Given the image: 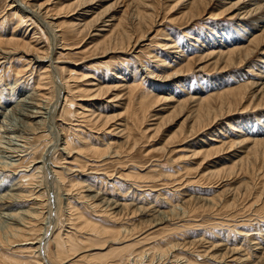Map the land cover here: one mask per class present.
Returning a JSON list of instances; mask_svg holds the SVG:
<instances>
[{
  "label": "rangeland",
  "instance_id": "rangeland-1",
  "mask_svg": "<svg viewBox=\"0 0 264 264\" xmlns=\"http://www.w3.org/2000/svg\"><path fill=\"white\" fill-rule=\"evenodd\" d=\"M12 1L14 2L16 8L20 9L19 12L12 8L7 10L8 7H11L10 4H12L10 0H0V112H5V109L6 111H10L12 107L15 106L17 100L19 101L21 98H25L26 101L32 102L33 104H40L42 108L45 106L46 101L43 103V99H36V97H33V94L35 93L39 95L43 92L40 90V87L37 88L36 84L38 75L42 71L40 67L44 64L46 66L47 64L41 63L37 60L36 56L46 55V52L43 50L47 45L50 47L48 60H52L55 54L54 58L57 59V63L55 65L65 68L66 72L64 74L62 73V76L69 77L70 74L68 71L73 70L74 74L70 77H72L73 80L80 81L69 83V86H72L70 87L71 89L74 88V86H81L82 83V85H85L84 87H87L86 85H89L87 82L92 81L87 79V77L94 74L96 78H99L105 68L111 71V74L121 72L117 75L124 78V82H130L129 78H133L131 82L139 86V94L145 91H150L155 88V86H165V88L168 89V92L166 93H154L158 94L157 99H159V102L156 104L150 103L152 99L142 100L143 103L148 105L147 110L144 113L140 110V98H137L139 94L136 92V95L129 96L127 92L122 89V87H119L120 84H122V82L119 81L122 79H116V74L112 75V79L106 83L108 86L115 89L108 91L104 95L93 96V93H90L89 91L85 92V95H83L79 92V95H82V97L77 98L82 99L76 101V103L81 105V108L77 110L82 111L83 109H89L90 111H96L95 114L101 112L102 116L113 117L112 121L109 123V125L112 126L107 127L108 129L104 131H97V129L87 131L85 128L71 126L76 122H70V117L68 115H66L67 117L63 115L62 126L65 129H67V125L73 127L75 130L78 129V132L73 135L69 132H65L63 137L69 140L71 139L73 143L77 140L78 135L83 137V133L86 132L85 135L91 138L90 140L92 143L96 141L95 146L98 147L99 150H103L104 152H101V154L106 157H96L94 153L90 152H85V154L78 153V157L76 154L73 157L74 159L76 157V161L67 159V162H70V164H63L65 167L68 166L72 168V170L74 169V171L75 169L78 170L80 167L82 168H80V173L73 172L72 174V177L77 175V179L79 180L78 182H75V185L71 188V191L74 193L72 194L71 192V197L75 196L70 199L74 210L70 218L68 217L69 220L65 216V218L62 216L63 221L61 223L63 225L61 224L62 226H60L59 231L63 233L69 231V235L76 240V244H81L82 242L81 247L83 246V250L81 249L80 251L88 250V252L82 255H91L97 252L103 254L109 251L110 248L118 246H108L109 243L107 244V241H111L110 236L100 238L103 241L99 239V242L96 241V244L88 241L92 238V236H90V230L92 227L115 231V237L120 240H123L125 235L124 233L122 234L121 231H123V229L128 230L131 228L136 230H133L131 235H126L127 239L135 237L133 239H135L134 241H137L144 238L143 236L150 234L147 241L138 244L139 247L135 246V252L141 253L142 260L144 259V262L142 261V263L145 264H148L149 260H152V264H169V262L173 260V264H188V262L189 264H202V262L200 263L199 259L196 257L197 250H210L215 245L221 244L222 246L219 247V250H221L218 252V258L216 259L217 262L220 260L222 264H225L224 262L227 263L228 259L226 257H224L225 260L222 259L224 251L226 253V251H229L232 248L239 247L240 249L243 248L244 250H242L245 251L243 253L250 256L251 260L256 262L257 259L252 257L255 253L251 250L250 244L255 242L254 239L258 237V233H263L262 235L264 236V209H260L264 204V158H260L263 152L261 149H258L256 155L259 159H261V161L258 159L259 161L252 163V161H254V158L252 157L254 154L251 152L253 146L250 144L251 142L246 141V138L249 135L238 134L233 132L231 128L234 126H240L244 130L252 129L253 131L254 129L255 131L261 132V127H263L264 124L263 122L257 120V118L264 116V105L253 109L259 101L255 99L252 101L249 95L247 96L246 91L220 96L217 101L212 100L213 104H209V106H214L213 109L216 110L211 113L210 120L217 114L223 115L222 118L219 117V119L206 131L199 133L196 131L197 133H194L196 135L193 136L191 131H193V127L194 129L197 127L194 120L196 119V113H194L195 108H192L194 104L189 101V96L190 94H194L195 90L202 88V84L205 80H208V82L204 85L205 88L203 89V95L207 92H217L214 94L215 97L220 95L224 88H233L241 85V82H237L241 72H244V74L241 75L242 80H246L247 78H249L248 80H253V78H255L254 76L259 72V69L263 72L264 64L260 61L264 57V33H262L264 32L262 31L264 30V22L263 25H252V27L254 26L252 29L253 34H261V43L258 46L253 45L248 47L249 49H254L253 53L247 59L244 57L246 53H242V56L245 59L242 64L225 68L224 66L227 63L226 58L218 57L216 54L212 55L215 49L207 47V49H203L201 52L195 53L200 43H193V40L191 41L186 38L184 34H188L192 38L199 36V41L201 40L200 42H202L204 39H207L208 41L211 37H220L222 33L221 29L223 28L227 29L231 33L234 32L233 30L236 28V25L241 24L239 19L242 18V16L238 15L241 11H237L236 8L233 10L234 5L238 0H206L207 6L205 10L203 9L204 6L201 4V6H199V10L194 9L193 12H191L189 7L186 5L187 2L185 0H145L147 2L145 5L152 7L157 19L154 26H152L150 31L146 34L144 40L139 42L137 46L132 49L133 52H117L115 54L110 53L105 55V45L98 43L100 41L99 38L93 35L100 33L101 30H107V27H104V25H111L114 23V25L117 26L119 20H121L122 26H126L129 21L132 22V17L135 16V9L137 8V5L132 2L133 0H22L30 7H33L34 11L38 9V6L41 7L38 10H50L49 15H54V18H52L54 19L53 21H55L56 24L57 22L59 23L58 27L55 29V31L59 30L56 32V35L59 37H55V41L52 36L53 31H51L47 23L41 19V16L38 17L39 15H37L34 11V13L30 12L32 10H25L21 0ZM202 2L204 3V0ZM145 5L142 4L140 10H143ZM238 6H241V4ZM21 10L24 13H27L31 22H24V25H21L23 23H20L19 19L25 20ZM202 10L204 12H202ZM82 12H85V14L79 17L78 15ZM15 13L18 14L19 18H14L13 15H15ZM97 20H99L97 25L98 27H92L91 29L88 28L81 33H77L83 28H87L88 26L90 27V25ZM102 21L104 23H102ZM26 23H28V25L32 23V25L25 26ZM14 26H16L15 29ZM260 27L262 28L260 29ZM13 29L15 30L14 35L18 39L22 40L21 45L16 47L8 45L5 41L10 36ZM36 29L38 30L36 32L39 33L37 34V37H39L38 39L40 40H38L39 44L36 46L39 54L34 52L33 48L27 51L22 46L23 43H28L29 46L34 45L35 42H30V38ZM115 36H118V34H115ZM173 40L177 41L180 50L184 46L188 45L191 47V44H194L197 48H194L189 55L188 53H184L185 58L187 56L188 58L193 57V59L189 60L186 64L185 60H183L184 62L180 61L179 65V60H175V57H177L176 54L168 53L169 51L167 50L163 51L160 46L164 45V43H171ZM117 41L121 43V36L118 37ZM55 43L57 44V47L55 46ZM247 44V41L242 42V45L244 46ZM94 47H96L95 50ZM11 49H13L14 52H11ZM7 51L12 54L4 55L3 53H8ZM148 53L151 54V58H149ZM154 55L157 57L158 61H154V58H156ZM152 56L154 57L152 58ZM240 56L241 55H237L235 61H238ZM3 58H6V60ZM29 60H31V62H29ZM51 60L49 63H51ZM173 60L178 62V64L173 63ZM163 62H166L168 66L163 67L161 65ZM29 63V70H27ZM118 65L126 68L125 70H128V72H122L120 70L114 71V69H117ZM51 67L52 65L50 66V74H52V77L54 76L52 78L54 89H60L57 86L58 76H55L54 74L56 69ZM33 68L34 72L31 74ZM177 69H190V72H187V74L185 73V76L183 77H176V75L174 78H161L156 77L154 74V72H158L157 75L164 77L165 75L162 74L172 72L179 73ZM16 71H20L21 74L26 71L29 72L24 76L16 78ZM80 77L83 78L80 79ZM220 77L225 78V80H215ZM227 78L230 79L227 81ZM14 81L16 84H14ZM214 84H216V86ZM150 85H152V88H150ZM51 90L52 89L48 92L52 94V92H50ZM254 94H256V91H254ZM241 97L245 98L241 100ZM49 98L48 102L50 101L51 105L49 104L47 110H42L44 114L41 120L45 117V127L51 142L49 143L48 140L49 144L46 146L44 151L41 147L44 141H42L43 143L39 142L38 145H40V149L35 154V157L38 158L43 151L42 166H44L43 170L46 172L45 177L48 176L46 177V183L44 184L47 186L46 194L48 195V224L50 223L46 232L48 237L51 236V229L54 228L56 222L55 213L57 210V203L54 195L56 190L54 187V181H56V179L53 175H47V172H51V169H49L50 167L48 165L45 166L43 162L48 163L50 158L59 149V145L64 140L63 137L60 136L61 131H58L61 129L59 127L57 128L55 124L56 117L61 112L63 106V102L61 104L62 96L60 97V100H57L58 102L55 100L54 103H51V95H49ZM237 102L241 103L240 106H242V109L245 106H248L249 103H251V106H248V109L244 112H237V110H240L241 108L240 106H237ZM18 109L21 108L17 107L14 112H9L10 114L7 118H0V126H2L0 128V136L5 137L0 139V142L4 139L0 144V166L13 163V159L11 158L12 155L7 150V148H15L11 145L12 140L10 137H12V139H14L15 136L27 137L30 139V143L33 141L32 144L34 145V137L39 136L38 134H24L26 129H24L21 115L19 116V114L16 113ZM67 111L69 112V109H67ZM227 113H230V115L227 116ZM144 114L148 116L155 115V117H147L148 119L143 122V124H140ZM261 120H264V118ZM254 122L258 125L254 126ZM110 130H112L111 134ZM3 131H6L7 134ZM173 135H176V137L173 138ZM210 138L218 139L222 142H210L208 140ZM93 139L96 140L93 141ZM134 140H136L135 143H133ZM232 142L236 143L229 147ZM13 143L15 142L13 141ZM207 143H210V146H217L223 151H221V154L217 157H214V155L209 156V160H204L201 164L203 167L201 168L200 166L201 169H199V164L202 162V159L206 154H203L201 157L195 159L194 153L195 151H199L201 148L199 145L205 146ZM222 143L226 144L221 145ZM106 144H111L108 150L105 148ZM179 149H183V151H178ZM112 150L118 152L117 157L112 154ZM83 155L84 157H82ZM92 156H95L96 158ZM246 157L248 160L250 159L247 161L249 164L245 162V164L243 163L244 166L239 165L234 167V172L231 176H227L225 173H219L221 175L217 174V172L212 175L209 173V170L216 171L217 169L224 168L225 166L231 168L233 163ZM86 158H91L93 160H88ZM97 159L100 163L97 162L96 164V161L94 162V160ZM71 162H75V164H71ZM103 163H105L104 166ZM26 165L27 164L24 162L20 164L21 167L19 166V168L16 167L14 169L18 171L23 169ZM94 165L96 168L93 167ZM241 166L244 168H241ZM98 169L99 172H97ZM90 171L93 172L91 173ZM95 171L99 176L95 173ZM128 172H131L132 174L129 175L127 174ZM100 173H102V175ZM202 173L205 175L210 174V176L207 178L204 176L203 179H199ZM118 175L126 181L122 182V184L121 182L119 183L121 185L126 183L127 185L125 184L121 187L120 184H117L119 179H116V177L118 178ZM126 175L131 176V178H125ZM11 180L8 184L11 182L13 183V179ZM73 180L75 179L73 178ZM83 180H85V182H83ZM179 180L180 184L179 182L177 183ZM196 180L198 181L196 182ZM208 182H211L212 185ZM109 183H113V186ZM235 187L237 190L233 189ZM88 188L102 192L108 197L123 195V193L129 192L128 195H130V198L134 195V198H136L139 206L150 210H154L156 207L159 212L167 211L166 213H168L167 216L169 215V220L164 222L162 226L147 231L149 229H147L149 222H146L154 216L148 217L147 214H136V218L134 216L131 219L130 216H124V220L123 218H114L113 220L111 218L109 219L111 216H106V214H109L108 212L105 214L104 212L101 213L100 210L92 209V207L89 208L87 203L84 202V196L82 195L87 194L85 191ZM228 189L230 190L228 191ZM262 190L263 193L261 194ZM190 193L192 194L191 202L185 204L184 202L190 197ZM200 196L213 200H211L212 202L209 207H207L208 205L201 204L202 202L197 200V198H201ZM25 200L22 205H29L30 201L28 200V197ZM233 203L235 204V207ZM244 208L248 210L246 211ZM183 211H187L186 215ZM188 212L189 214H187ZM63 214L65 215V213ZM79 214L82 217L81 226L84 227V229H80L81 231L76 227L78 222L75 220ZM1 217L2 216H0V232L4 235L3 231L5 230L4 227L6 225L4 223L5 219H2ZM42 222L43 217L38 222V227H33L34 230L31 231L33 233L32 239L36 238L37 235H40L43 230L41 229V227H43L41 224ZM59 236L58 238H60ZM198 239H201L200 242ZM195 240L197 241L194 242ZM192 241L194 244L191 243ZM10 244L7 245L5 242V245H0V264H10L9 261H11V259L20 263H31L36 260L35 254L21 252L22 250H20V248L17 246L13 248L11 242ZM198 244L200 245L198 246ZM171 246H174L176 250H169V254L164 256L165 259L163 256L161 257L160 251H167V249H170ZM49 248L51 252L50 262L60 264L58 258L54 256V244L51 243ZM89 249L98 250L89 252ZM186 250H188V252ZM142 252L145 254H142ZM114 255H116V253L111 252L107 253L104 257L106 259L109 258L107 260L108 262L113 260L111 257ZM172 256H175V258L172 259ZM43 257L45 259V254ZM93 258L94 257H89V259H91L89 264H95V262H98V260H94ZM78 262L79 263L77 264H86L85 261ZM217 262L216 264H220Z\"/></svg>",
  "mask_w": 264,
  "mask_h": 264
},
{
  "label": "bare ground",
  "instance_id": "bare-ground-1",
  "mask_svg": "<svg viewBox=\"0 0 264 264\" xmlns=\"http://www.w3.org/2000/svg\"><path fill=\"white\" fill-rule=\"evenodd\" d=\"M185 1L187 2L186 5L189 7L191 12H193L194 9L199 10V6H201V4L204 6V8H203L204 10L206 9V6H207L206 0H204V3L202 2L203 0H185ZM10 2L12 3V4H10L11 7H8L7 10H10L12 8V9L19 12L20 9L16 8V6L14 5V2L12 0H10ZM132 2L137 5V8L134 7V8H136L135 9L136 13H135V16L132 17V19H133L132 22L129 21V23H127L126 26H122L121 20H119L117 26L114 25V23H112L111 25H108V24L104 25V27H107V30H101L100 33H96L95 35H93L95 37H98L99 40L101 41V42L99 41L98 43L105 45L104 55L110 54V53L115 54L117 52L128 53V51H132V49L135 46H137V44L139 42L144 40V38L146 37V34L150 31L151 27L154 26V24L156 23L157 17L155 16L154 11L152 10V7L145 5V3H147L145 0H133ZM21 3H22V5H24L23 7L25 10H29V11L32 10L30 12H32V13L35 12L37 15H39L38 17L41 16V19H43L44 22L47 23L50 30L53 31L52 36H53V39L55 41V37H59L56 35V32H58L59 30L55 31V29L58 27L59 23L57 22V24H56V22L53 21L54 19H52V18H54V15L53 16L49 15L50 10H46V11H43V9L38 10L41 8L40 6H38V9L36 11H34L33 7H30L27 3H24L23 1ZM142 4H144L145 6L144 7L142 6L143 10H140ZM239 4H241V6H238ZM235 8L237 11H241V12H239L238 15L242 16V18L239 19L241 24L236 25V28H234V30H233L234 32L231 33L227 29L223 28V29H221L222 33H221L220 37H217V38L211 37L212 39L210 38L208 41H207V39H204L202 42H200L201 40L199 41V36L192 38L190 35L184 34V36L186 38L190 39L191 41L193 40V43H195V44L200 43L198 48L196 46H194V44L193 45L191 44V47L187 45V46H184L183 48H181V50H180V47L178 46L176 40L171 41V43H164V45H162L160 47L163 49V51L167 50V51H169L168 53L176 54L177 57H175V60L176 59L179 60V65H180V61L184 62L183 60H185V64H186L189 60L193 59V57L188 58L187 56L185 58L184 53H188V55H189V53L192 50H194V48H197V51L195 53H199L203 49H207V48L215 49L214 52L212 53V55L216 54V55H218V57L226 58L227 63L224 66L225 68H230V67H234L236 65L238 66L239 64H242L243 61H245V59H247L253 53L254 49H249L248 47L253 46V45L258 46L261 43V38H260L261 34L260 35L253 34L252 29L256 25H260V24L263 25V22H264V0H238L236 2V4L234 5L233 10H235ZM22 10H21V13L23 14V18L25 20L19 19V22L23 23L21 25H24V22H31V19L29 18L27 13H24ZM202 12H204V11L202 10ZM16 14L17 13H15V15H13L15 19L19 18L18 14L17 15ZM84 14H85V12H82L78 16L80 17V16H83ZM48 19H50V20H48ZM99 20L94 21L93 24H91L93 26H91V25H90V27L84 26L87 28H83L81 31H79L77 33H81L88 28L91 29L92 27H98L97 25H98ZM34 23H36V22H34ZM102 23H104V22L102 21ZM31 25H32V23L29 25H28V23H26L25 26H31ZM252 25H254V26L252 27ZM15 28H16V26H14V29ZM261 28L262 27H260V29ZM14 29L11 32L10 36L5 41L8 45L16 47L18 45H21L22 40L18 39L14 35V33H15ZM36 31H38V30L36 29L33 32L32 37L30 38V40H31L30 42H35L34 45L29 46L28 43H26V44L23 43L22 46L27 51H29V49L33 48V51L36 52L37 54H39L38 50L36 49V46H38L40 40L38 39L39 37H37V34H39V33H37ZM262 31H264V30H262ZM117 32H121V33H117ZM262 33H264V32H262ZM115 34H118V36H115ZM120 36H121V43L117 41L118 37H120ZM112 39H113V41H112ZM245 41L248 42V44L246 46L242 45V42H245ZM55 46L57 47L56 43H55ZM49 48H50L49 45H47V46H45V49L43 50L46 52V55L36 56L37 60H39L41 63H46L47 65L45 66V64H44L43 66L40 67L42 71L38 75L37 84H36L37 88L40 87L41 88L40 90L43 92L39 95L35 94V93L33 94V97H36V99L37 98L43 99L42 100L43 103H45V101H46L45 106H43V104H42V106H43V108H42L40 104H37V103L33 104L32 102L26 101L25 98H21L19 101L17 100L15 106H13L10 111L9 110L6 111V109H5V112H0V118H2V117L7 118L11 112H14V110L17 107H20L21 109H18L16 111V113H18L19 116L21 115L23 125H24V129H26V132H28V130H29L28 133L25 132L24 134L26 135V134L30 133L31 135H37V134L39 135L38 137H34L35 138V144L34 145L32 144L33 141H32V143H30V139L27 137H23V136L16 137L15 135H14L15 136L14 139H12V137H10L12 140L11 145H13L15 148H11V149L7 148V150L12 155L11 158L13 159V163L8 164V165L6 164L4 166H0V216H2L1 217L2 219L3 218L5 219L4 223L6 225L4 227L5 230L3 231L4 235H2L0 232V236H1L0 237V245L1 246L5 245V242L7 243V245H9L11 242L13 248L17 246L18 248H20V250H22L21 252L33 253L36 255V260L34 262L20 263L18 261H13L11 259V261H9L10 264H55V263L50 262L51 252H50L49 246L51 243L54 244V247H55L54 256H56V258H58L60 264H77V263H79L78 261H82V262L85 261L86 264H89L90 260H91V259H89V257H94L93 258L94 260H98L99 263L95 262V264H145V263H142V261L144 259L142 260L141 253L135 252V250H136L135 246H138V244H141V243L147 241L149 239L150 234H148L146 236L142 235L144 238L139 239L137 241H134L135 239H133V238H135V237H133V238L130 237L131 239H129V238L127 239V236L131 235V232H133V230H136V229H131V228H130L131 230L130 229H128V230L123 229V231H121V232H122V234L124 233L125 235H124L123 240H120V239H117L115 237V234H114L115 231H109L107 229H101V228H96V227L93 228L92 227L90 230V232H91L90 236H92V238H91V240H88V241H91V242L96 244L97 242H99L98 240L100 238H103L105 236H110L111 241H109V242L107 241V244L109 243L108 246H110V247L112 245H118V246H115L114 248H110L109 251H107L106 253H103V254H100V252H97V253H93L91 255L90 254L89 255L88 254L82 255V254H85L86 252H88V250L80 251L83 247V246L81 247L82 242L80 241L81 244H79V243L76 244V240L69 235L70 234L69 231L68 232L66 231V233L59 231L60 226L63 225L61 223L63 221L62 216L63 217L65 216L69 220V218L72 215V212L74 210V207H73L70 199L74 198L75 196L71 197V192H72L71 188L75 185V182H78L79 180L77 179L76 174H74V175H76L75 177H72V174H73V172L80 173V168H82V167H80L78 170L75 169V171H74V169L72 170V168H70L68 166L65 167L63 164H70V162L69 163L67 162L68 161L67 159H69V160L71 159V161H74V160L76 161V157H75V159L73 157L75 154L78 157V153L79 154H85V152H90V153H94V155L96 157H98V156L103 157L104 156L101 154V152H104V151L99 150V148L95 146L96 141H94V140H96V139H93L94 142L92 143V141L90 140L91 138L85 135L86 132L83 133V135H84L83 137L81 135H78V138L75 141L76 143L75 142L72 143L71 139L69 140V139L63 137L65 135V132H69L73 135L74 133L78 132L77 131L78 129L75 130V129H73V127L85 128L87 131H93L92 129H97V131H100V130L104 131V130L108 129L107 127L112 126V125H109V123L112 121L113 117L102 116L101 112H98V114H95L96 111L95 112L90 111L89 109H83L82 111L77 110V109L81 108V105L79 103H76V101H79L82 99V98H77V97H82V95H79V92H81L83 95H85L84 93L88 92V91L90 93H93L92 94L93 96L104 95L108 91L115 89V88H111L110 86H108V84H106V83H108L107 81L112 79L111 76L115 75V74L117 76V77H115L116 79H122L119 81V82H122V84H120L119 87H122V89H124L129 96L136 95V92H137V94H139L138 93L139 92V86L135 85L131 82V80L133 78H129L130 82H127V81L124 82L125 81L124 78L117 75L121 72L111 74V71H109V70H107V68H105L104 72L101 74V77L96 78L94 74L89 75L87 77V79H89L90 81L92 80L91 82H87V84H89V85H86L87 87H84L85 85H82L83 84L82 83L81 86H74V88L71 89L70 87H72V86H69L70 85L69 83L79 81V80H73V78L70 77L71 75L74 74L73 70L68 71L70 74L69 77H63L62 76V73L64 74L66 71H65V68H63V67L61 68V67H58L57 65H55L57 63V59L54 58L55 54H54L52 60L50 59L51 63H49V61H50V60H48L49 54H50ZM95 49H96V47H94V50ZM10 51L14 52L13 49H11ZM242 53H246V55L244 56V57H246L245 59L243 58ZM3 54L4 55L9 54L10 55L12 53H10V52L6 53L5 52ZM26 54H28V53H26ZM237 55H241V56L239 57L238 61H235V58ZM28 56H30V55H28ZM148 56H149V58H151V54L148 53ZM154 56H152V58ZM180 57L183 59H181ZM6 58H3V59L6 60ZM175 60H173V63L178 64V62H176ZM154 61H158L157 57L154 58ZM29 62H31V60H29ZM260 62L262 64H264V57L261 59ZM29 65H30V63L28 64L27 70H29ZM51 65H52V67H54L56 69L54 74H55V76H58L57 86L60 89H54V84L52 81V78L54 76L52 77V74H50V66ZM161 65L163 67L168 66V64H166V62H163ZM224 67H222V68H224ZM55 69H53V70H55ZM125 69L126 68H123V66L118 65L117 69H114V71L120 70L122 72H128V70H125ZM177 70L179 73L172 72V73L162 74V75H165L164 77L157 75L158 72H156V73L154 72V74L156 77L174 78L176 75H177L176 77H180V76L183 77V76H185V73L187 74V72H190V69H187V70L177 69ZM258 71H259L258 72L259 74L257 73L254 76L255 78H253V80L251 78H250L251 80H248L249 78H247L246 80H242L241 75L244 74V72L243 73L241 72L240 73L241 75L239 76V79L237 81V82H241V85H239L237 87H233V88H224L222 90V93H220V95H218V96L214 97V94H216L217 92H215V93H212V92L208 93L207 92L205 95H203L204 94L203 89L205 88L204 85H206L205 83H207L208 80H205V82L202 84V88L195 90L194 94H190L189 101L194 104V106L192 107L193 109L195 108L194 113H196V119H194V120H195V125H197V127H198V128L196 127V129H194V127H193V129H192L193 131H191L193 136L196 135V134H194L196 131L198 133L204 132L208 128H210V126L212 124H214L219 119V117L222 118L223 115L217 114L216 116H214L215 119L213 117L210 120L211 113L213 111H216V110L213 109L214 106H209V104H213V101H217V99L220 96L228 95L230 93H242L243 91H246L247 96L249 95V97L251 98L252 101L254 99L259 101V102H257L256 106L253 107V109L258 108L260 106H263L264 105V71L262 72L261 69H259ZM28 72L29 71H26L25 73L21 74L20 71H16L15 77L19 78L20 76H24ZM33 72H34V68L32 69L31 74H33ZM81 78H83V77H80V79ZM229 79L230 78H227V81ZM215 80L224 81L225 78L220 77V78L215 79ZM217 81H214V82H217ZM14 84H16L15 81H14ZM214 85L216 86V84H214ZM150 88H152V85H150ZM50 89H52L50 91V92H52V94L48 92ZM85 89H88V90H85ZM241 89H243V90H241ZM73 90H74V93H73ZM254 91H256V94H254ZM166 92H168V89H166L165 86H163V87H161V86L156 87L155 86V88H153L152 90L145 91V92H142L141 94H139L137 96V98H140V101H139L140 102V110L144 113V112H146L147 106H148L147 104L143 103L142 100L152 99L150 103L156 104L159 102L158 101L159 99H157L158 94H154V93H161L162 94V93H166ZM49 95H51V98H52L51 103H54L55 100H56V102H58L57 100H60V97L62 96L61 104L63 102V106H62V109L60 112L61 114L59 113V115H57V117H56V123L55 124H56L57 128L59 127L61 129L58 131L59 132L61 131L60 136H62L64 139L63 142L59 145V149L57 148L58 149L57 152L50 158L48 163L43 162L45 166L48 165L50 167L49 169H51V172L48 171L47 175H49V176L53 175V177L56 179V181H54V183H55L54 187L56 189L54 195H55L56 203H57V210L55 213L56 214V222H55L54 228L51 229V234H50L51 236L50 237H48L46 235L47 229L49 228L48 225L50 223L48 224V195L46 194V191H47L46 187L47 186L44 184L46 183L45 179L48 176L45 177L46 172L43 170L44 166H42V156H43L42 153H43L44 149L46 148V146L51 142V140L49 139V135L47 134V130L45 127V119H44L45 117L43 118V120H41L42 116L44 114L42 112V110H47V108L50 104V101L48 102V99H50ZM244 98L245 97H241V100H243ZM33 100H34V98H33ZM39 102H41V101H39ZM241 103H242V101H241ZM241 103L237 102L236 104H237V106H240ZM250 104L251 103H249L248 106H251ZM248 106H245L243 109H242V106H240L241 108L239 107L240 110H237V112H239V111L244 112L245 110L248 109ZM67 109H69V112L67 111ZM151 110H153V109H151ZM63 115L64 116L68 115L70 117L69 121L70 122H76L77 124L74 123V125L76 124L75 126L71 125L73 127L67 125V129H65L62 126ZM228 115H230V113L229 114L227 113V116ZM147 117L153 118V117H155V115L148 116V115L144 114L143 119H141L142 121L140 124H143V122H145L148 119ZM262 118H264V116L257 118V120L263 122V124H264V120H261ZM38 119H40V120H38ZM247 120H250V119H247ZM256 125H258V124H255V122H254V126H256ZM1 127L2 126H0V128ZM231 129L233 132H236L238 134L249 135V136H247L246 141L251 142L250 144L253 146V149L251 152L254 154V156H252L254 158V161H252V163L253 162L256 163V161H259V160L261 161V159L264 158V126L261 127V132L255 131L254 129H253V131H252V129L244 130L240 126H234ZM3 132H6V131H3ZM21 132H24V131H21ZM111 133H112V130H110V134ZM255 133H257V134H255ZM6 134H7V132H6ZM261 134H263V135H261ZM2 137L3 136H0V139H2ZM174 137H176V135H173V138ZM3 138H5V137H3ZM10 138H8V139H10ZM216 138H220V137H216ZM3 140H1V142ZM48 140H49V143H48ZM208 140L210 142H212V141L222 142L221 140L219 141L218 139H214V138H212V139L210 138ZM13 141L15 143H13ZM42 141H44V143ZM1 142H0V144H1ZM39 142L43 143V144L41 143L42 144L41 147L43 148V151L39 155V157L36 158L35 154L40 149L39 148L40 145H38ZM135 142H136V140L133 141V143H135ZM234 143H236V142H232L229 147L234 145ZM111 144H109V145L106 144V146H105L106 150H108L110 148ZM225 144L226 143H222L221 145H225ZM206 145L205 146L199 145V147H201V148L199 149V151H195V153H194L195 159L198 157H201L203 154H206V155H204L205 157L202 159V162L199 164V169H201L203 167L201 164L203 163L204 160H209V156L214 155V157H217L219 154H221V151H223L221 148H219L217 146H210V143L209 144L207 143ZM258 149L259 150L261 149V151L263 152L262 156H260L261 159H259L258 156L256 155L257 154L256 152L258 151ZM112 151H113L112 154L116 155V157H117L118 152L115 150H112ZM178 151H183V149H179ZM95 156H92V157H95ZM82 157H84V155ZM104 157H106V156H104ZM247 157L241 158L237 162L233 163V166L231 168L225 166L224 168L217 169L216 171H212V170L210 171L209 170V173H211V175L215 172H217V174H219V173L224 174L225 173L227 176H229V175L231 176V174L234 172L233 171L234 167H237L239 165L244 166L243 163L244 164H245V162L248 163L247 161H249L250 159L248 160ZM86 159H88V158H86ZM89 159H91V158H89ZM91 160H93V159H91ZM99 160H100V158H99ZM24 162L27 165L24 166L23 169H20L18 171L16 169H14L16 167L19 168L20 164H22ZM78 162H76V163H78ZM94 162L96 164H97V162L100 163L98 161V159L94 160ZM73 163L75 164V162H71V164H73ZM105 163H103V166ZM95 165L93 167H95ZM200 166H201V168H200ZM242 166H241V168H244ZM90 170H92V169H90ZM90 172L92 173L93 171H90ZM97 172H99V169ZM97 172L95 171V173H97ZM100 174L102 175V173H100ZM127 174L131 175L132 173L128 172ZM97 175H98V173H97ZM219 175H221V174H219ZM118 176H119L118 178L116 177V179H119L117 184H120L119 182H121V184H122V182H126V181H124L125 180L124 178L122 179V177L120 175H118ZM204 176L207 178L210 176V174L205 175L204 173H202V175L199 177V179L200 178L203 179ZM16 177H17V179H16ZM126 177L128 179L131 178V176H128V175H126L125 178ZM8 178L10 180L13 179V183L11 182L10 184H8L10 181ZM73 178L75 180H73ZM185 179H187V178H185ZM85 180H83V182H85ZM197 181L198 180H196V182ZM178 182L180 184V180L177 181V183ZM224 182H225V180H224ZM121 184H120V186L122 187L126 183L125 184L123 183V185H121ZM189 184H190V182H189ZM209 184H211V182ZM110 185L113 186V183ZM140 186H142V185H140ZM133 188H134V186H133ZM235 188H233V189L237 190V188L236 189ZM28 189H29V191H28ZM229 190L230 189H228V191ZM84 191H82V192H84ZM140 191H143V190H140ZM149 191L152 192L151 190H149ZM85 192L87 194H85V195L83 194L82 196H84L83 200L85 203H87L88 207L89 208L92 207V209L100 210V212L101 213L104 212V214L106 212H108L109 214H106V216H108V217L111 216V217H109V219L111 218L113 220L114 218H117V219L123 218V220H124V216H126V217L130 216V219H131L134 216L136 218V214H139V215L147 214L148 217L154 216L150 220H147L148 218L145 219V220H147V222L145 221L146 223L149 222L148 223L149 226L147 227V229L148 228L149 229L148 230L146 229L147 231H149L150 229L152 230L153 228L162 226V224L164 222L169 220L168 219L169 215L167 216L168 213H166L167 211L166 212H162V211L159 212V210L156 209V207L154 210L143 208L142 206H139V203L137 202L136 198H134V195H132V197L130 198V195H128L129 192L123 193V195L109 196V197L106 196L105 194H103L102 192L96 191L94 189L92 190L90 188H88ZM225 192H226V189H225ZM140 193H142V192H140ZM262 193H263V190H262L261 194ZM72 194H74V193L72 192ZM124 194H126V195H124ZM191 195L192 194L190 193V197L188 199L186 198L187 200L184 202L185 204H187L188 202H191ZM258 196H260V195H258ZM258 196H256V197H258ZM27 197H28V200L30 201V204L27 206H23L22 204L24 203V200ZM261 199H262V196H261ZM197 200L201 201L202 202L201 204H203V205H208L207 207H209L210 203L213 201L212 199H210V198L207 199L205 197L204 198L201 197L199 199L197 198ZM192 202H194V201H192ZM81 203H83V202H81ZM197 203H199V202H197ZM235 204H236V202H235ZM235 204H234V207H235ZM148 206H149V204H148ZM153 206H154V204H153ZM199 206H200V204H199ZM255 206H256V204H255ZM145 207H147V206H145ZM249 208H251V207H249ZM260 209L261 210L264 209V204ZM183 210H186V209H183ZM187 211H189V210H187ZM187 211H183V212H185L184 213L185 215H186ZM189 212L187 214H189ZM63 213H65V215ZM42 217H43V222L41 224L43 225V227H41V229H43V230L41 231L40 235H37L36 238L32 239L33 233L31 231L34 230L33 227H38L37 224L42 219ZM108 217H106V218H108ZM74 218H76V217H74ZM75 220H77V222H78L76 227L79 230L84 229V227L81 226L82 225V223H81L82 217L80 214ZM120 223H122V222H120ZM71 225H70V227H71ZM262 234L258 233L257 234L258 237H256L254 239L255 242H252L250 244L251 250H253L255 253V254H253L254 256L252 255V257L257 259L256 262H254V260H251L250 256H247L245 253H243V252H245V251H243L244 249L243 248L240 249L239 246H238L239 248H232L231 250L226 251V253L224 251V255H222V259H224V257H226L228 259L227 263H229V264H264V236ZM59 235H61V236H59ZM58 236L60 238H58ZM119 236H122V235H119ZM55 238H57V239H55ZM92 240H95V241H92ZM100 240L103 241L102 239H100ZM200 240L201 239H198L199 242H200ZM196 241L197 240H195L194 242H196ZM191 243H193V241ZM200 244H198V246ZM208 244H210V243H208ZM215 244H218V243H215ZM186 245H185V247H186ZM206 245H204V246H206ZM174 246H176V245H174ZM174 246H171L170 249H167V251L166 250L162 251V252L160 251L161 257L163 256V258H164V256L169 254V250H171V249L174 250L175 249ZM190 246H192V245H190ZM196 246H197V244H196ZM221 246H222V244L221 245H215L213 248L211 247L212 249H210V250L207 249L208 251L207 250H205V251H198L197 250V252H196L197 256L196 257H197V259H199L200 263L202 262V264L203 263H209V264L215 263L216 264V262H217L216 259L218 258V252H220V250H221V249L219 250V247H221ZM182 247H183V245H182ZM245 248H247V247H245ZM187 249H188V247H187ZM204 249H205V247H204ZM93 250H98V249H89V252H91ZM190 250H189V252H190ZM184 251H182V252H184ZM186 251L188 252V250H186ZM111 252L116 253V255L111 257L113 259L112 261L107 262V260L109 258L106 259L104 256L107 253H111ZM44 254L46 256L45 259L43 257ZM142 254H145V253L142 252ZM61 256H63V257H61ZM171 258L173 259V258H175V256H172ZM254 258H252V259H254ZM147 261H146V263H147ZM151 261L152 260H149L148 264H152ZM173 261L169 262V264L170 263L173 264L174 263ZM217 263L222 264L220 262V260ZM224 263L227 264L226 262H224ZM188 264H189V262H188Z\"/></svg>",
  "mask_w": 264,
  "mask_h": 264
}]
</instances>
